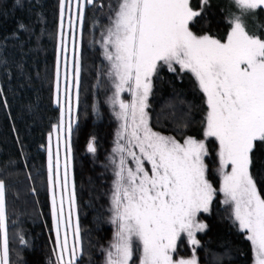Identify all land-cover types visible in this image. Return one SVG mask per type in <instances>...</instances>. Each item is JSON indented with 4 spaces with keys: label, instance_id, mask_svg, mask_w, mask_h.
<instances>
[{
    "label": "snow or ice",
    "instance_id": "6c2138e0",
    "mask_svg": "<svg viewBox=\"0 0 264 264\" xmlns=\"http://www.w3.org/2000/svg\"><path fill=\"white\" fill-rule=\"evenodd\" d=\"M208 3L209 0H201L200 9L194 10L190 0H118L114 14L109 15L110 24L101 34L103 55L109 63L107 75L114 88L109 99L121 121L113 148L118 156V160L113 159L115 179L111 197V222L116 231L105 264H131L135 244L139 248V264H197L195 248L200 242L196 233L207 227L197 216L209 212L217 194L205 163L210 155L205 143L209 138L217 143L223 203L230 206L231 219L251 243L255 264H264V193L250 172L254 145L264 142V38L250 32L244 22L247 14L264 6V0H233L240 15H231L226 41L210 34L198 35L190 28ZM71 4L72 0H60L61 33L54 97L60 119L48 138V189L57 264H77L82 255L79 225L77 222L73 228L72 221L76 211L74 186L69 191L75 122L72 89L75 87L78 95L81 67L78 49H74L71 67L68 65L63 21L66 5L70 8ZM93 4L94 0H75V20L82 22L85 6ZM69 28L75 30L73 16L69 17ZM161 65L171 72L178 65L180 72L191 73L204 94V139L189 136L180 143L149 126L145 109L152 77ZM125 91L130 93V101L121 98ZM53 134L57 138L55 159L51 147ZM86 149L95 153L94 138L88 141ZM6 221L5 185L0 181V264H10ZM182 235L187 237L193 255L174 259ZM69 236L73 241L71 247ZM26 243L21 236L20 244Z\"/></svg>",
    "mask_w": 264,
    "mask_h": 264
},
{
    "label": "trees",
    "instance_id": "16d2710c",
    "mask_svg": "<svg viewBox=\"0 0 264 264\" xmlns=\"http://www.w3.org/2000/svg\"><path fill=\"white\" fill-rule=\"evenodd\" d=\"M115 3L116 0H94L93 5H86L79 27L81 67L70 169L76 197L75 226L78 222L82 247L77 264H105L112 233L110 223L94 220V210L88 204V171H96L94 157L101 153L97 149L95 153L88 152L86 145L91 138L99 145L103 139L91 132L99 57L88 45L90 28L94 21H106ZM190 3L194 10L200 9L201 0H190ZM59 7L60 0H0V181L5 185L10 264H57L46 137L58 117L53 89ZM232 14L240 15L233 0H209L190 28L198 35L210 34L224 41L231 29ZM244 22L250 32L264 38L261 7L251 16L246 15ZM175 67L177 70L171 72L161 65L152 77L146 108L149 126L179 142L189 136L204 139L203 93L191 73L180 72L179 67ZM205 143L210 151L205 158L208 176L217 194L209 212L197 216L207 225L203 232L196 233L200 242L195 248L197 264H251L250 242L220 201L216 143L213 138ZM250 156V172L258 189L264 193V142H256ZM21 236L27 242L24 245L20 244ZM173 255L184 258L193 255V249L180 238Z\"/></svg>",
    "mask_w": 264,
    "mask_h": 264
},
{
    "label": "rangeland",
    "instance_id": "374dc122",
    "mask_svg": "<svg viewBox=\"0 0 264 264\" xmlns=\"http://www.w3.org/2000/svg\"><path fill=\"white\" fill-rule=\"evenodd\" d=\"M118 4V0H116L115 7ZM112 5V4H111ZM264 10V6L261 7ZM75 0H72L71 7L69 8L68 5H66L65 8V15H64V32L67 34V58H68V65L71 67L73 63V56H74V49L79 48V37H80V21L75 20L74 13H75ZM111 14H114V10ZM252 12L247 14L248 16H251ZM73 16L74 20V31L69 28V17ZM59 21H58V29L57 32L58 34V44L60 42V33H61V28H60V23H61V17H60V7H59ZM110 24L109 18L104 21L100 22L99 20L94 21L91 24V36L90 40L88 42V45L91 49L95 50L98 54V71H97V80L94 83L95 87V98L93 102V120H92V130L91 132L96 135L98 139L101 137L103 139H100V145L97 142V140L94 139V144L95 148L101 153L100 155H97L94 157V167L96 171H88V177H87V187L89 188V206H91L94 210V220L98 223L101 222H108L110 223V226L112 228V233L110 237V244L113 241V236L116 231L115 225L111 222L112 220V211H111V197H112V191H113V181L115 179V164L113 163V159L118 160V156L113 152V148L116 145L117 141V132L120 129V124L121 121L117 119L113 105L110 102V97L113 96L114 93V88L112 86V80L110 77L107 75L108 68H109V63L108 61L104 58L103 55V49L101 47V40H102V32H105L107 27ZM231 30V29H230ZM74 38V39H73ZM227 39V37H226ZM226 39L224 41H226ZM56 61H57V54H56ZM166 66V65H165ZM178 66V65H177ZM179 67V66H178ZM55 69H56V63H55ZM64 69H65V64H64V56L62 54L61 56V92H63L64 88ZM56 93V76H55V85L53 89V102H54V97ZM204 96V94H203ZM121 98L124 99L125 101H130L131 100V95L127 91L123 92L121 94ZM205 100V97H204ZM56 104V103H55ZM206 104V102H205ZM57 105V104H56ZM72 105H73V119L74 121L76 120V88L73 87L72 89ZM58 108V117L55 120V124L59 123L60 119V108ZM103 109L105 112V115L103 114ZM115 111H119L118 108L115 109ZM146 111V109H145ZM206 112H207V105H206ZM206 116V114H205ZM106 117V119L104 118ZM109 118V122H108ZM67 113L65 116V126L67 125ZM205 120V118H204ZM74 125V124H73ZM107 125V127H105ZM107 128V129H106ZM204 129V125H203ZM52 133V127L50 131L47 134L46 137V161L48 164V147H49V134ZM92 139V138H91ZM214 139V138H213ZM215 141V140H214ZM88 143V142H87ZM180 143H183L180 142ZM216 143V141H215ZM51 147L53 151V157L55 159V154L57 152V138L56 135L53 134L52 136V141H51ZM101 147V148H99ZM99 148V149H98ZM216 148H217V143H216ZM60 151V160H61V174L63 175V162H64V148L63 144L60 145L59 147ZM130 166H134L131 164V161H129ZM146 168L150 171V166L147 165V162H145ZM90 169V168H89ZM220 186V185H219ZM72 186H71V181H70V175H69V191L71 192ZM221 194V204L224 206L225 210L227 211L228 216L231 218V208L229 205H225L223 203L224 197L223 194ZM99 201H101L103 204H101ZM57 206L59 207V195L57 196ZM51 215H52V203H51ZM101 212H103L101 214ZM68 215V206L65 204V216L67 217ZM72 221H73V228H75V218L74 215L72 216ZM53 236H54V244H53V249L55 247V241H56V234L55 231L53 230ZM61 238L63 239V231L61 232ZM181 238H184L187 242V237L186 236H181ZM73 241L71 236H69V246L71 247ZM188 244V242H187ZM189 245V244H188ZM251 245V243H250ZM110 247V245H109ZM135 251H134V256H133V261L131 264H139V248L138 244L134 245ZM252 250V246H251ZM192 255H189L184 258H190ZM56 258V255H54ZM182 257H174V259H180ZM106 259V258H105ZM255 264V259H254V253L252 250V263Z\"/></svg>",
    "mask_w": 264,
    "mask_h": 264
}]
</instances>
